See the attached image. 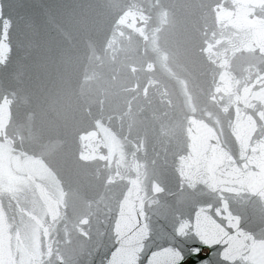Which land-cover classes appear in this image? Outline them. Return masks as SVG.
I'll list each match as a JSON object with an SVG mask.
<instances>
[{
  "label": "water",
  "instance_id": "obj_1",
  "mask_svg": "<svg viewBox=\"0 0 264 264\" xmlns=\"http://www.w3.org/2000/svg\"><path fill=\"white\" fill-rule=\"evenodd\" d=\"M0 264H264V0H0Z\"/></svg>",
  "mask_w": 264,
  "mask_h": 264
}]
</instances>
